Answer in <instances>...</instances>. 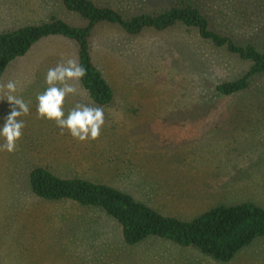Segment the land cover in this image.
Listing matches in <instances>:
<instances>
[{
  "label": "rangeland",
  "instance_id": "1",
  "mask_svg": "<svg viewBox=\"0 0 264 264\" xmlns=\"http://www.w3.org/2000/svg\"><path fill=\"white\" fill-rule=\"evenodd\" d=\"M92 1L130 17L183 0ZM185 1L207 17L211 29L264 51V0ZM52 14L72 26L86 25L60 0H0V32ZM89 45L113 97L97 105L79 82L65 112L77 103L102 107L105 123L96 140L78 141L66 129L61 134L54 121L37 113L48 69L62 58L77 59L72 39L40 38L0 78L15 81V95L30 102L29 114L17 118L25 127L16 150L0 151V264H264V237L228 261L154 235L129 244L103 209L30 192L29 171L42 166L61 177L109 185L184 221L218 205L252 202L264 208V72L232 95L217 93L218 83L242 76L251 62L179 23L128 33L100 22ZM12 107L0 92V130Z\"/></svg>",
  "mask_w": 264,
  "mask_h": 264
},
{
  "label": "trees",
  "instance_id": "2",
  "mask_svg": "<svg viewBox=\"0 0 264 264\" xmlns=\"http://www.w3.org/2000/svg\"><path fill=\"white\" fill-rule=\"evenodd\" d=\"M60 1L66 10L84 19L86 25L72 26L52 14L45 21L0 32V78L9 62L24 55L40 38L62 36L74 41L78 63L87 70L79 81L81 88L97 105L109 103L113 97L112 89L90 55V32L100 22L117 24L128 33H138L144 27L163 29L176 23L195 27L201 38L216 46H225L241 59L249 60L251 65L242 76L215 86L221 95H232L246 88L252 77L264 72V51L260 52L250 44L240 46L226 32L211 29L207 17L189 1L183 0L162 12L130 17L92 0ZM28 183L30 192L39 198L70 199L103 209L119 222L123 239L129 244L154 235L181 246L195 247L215 260L228 261L253 239L264 237V208L252 202L214 206L194 219L184 221L162 215L109 185L85 177H61L42 166L29 171Z\"/></svg>",
  "mask_w": 264,
  "mask_h": 264
},
{
  "label": "clouds",
  "instance_id": "3",
  "mask_svg": "<svg viewBox=\"0 0 264 264\" xmlns=\"http://www.w3.org/2000/svg\"><path fill=\"white\" fill-rule=\"evenodd\" d=\"M87 74V70L78 63L77 59L62 58L55 67L49 68L45 77L48 87L37 95V113L40 117L54 121L60 128L61 134L66 129L78 141L96 140L100 137L105 123L104 110L99 106L77 103L65 112L66 98L77 93L79 81ZM6 90V91H5ZM7 101L13 105L6 122L0 130V137L5 143L0 144V151L12 153L16 150L17 142L22 138L25 123L18 117L26 116L30 112L29 103L23 97L15 95L17 83L9 80L0 83ZM17 107L19 110H17Z\"/></svg>",
  "mask_w": 264,
  "mask_h": 264
}]
</instances>
